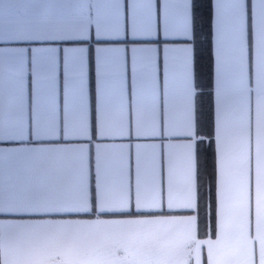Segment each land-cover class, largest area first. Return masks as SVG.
Instances as JSON below:
<instances>
[{"label": "snow or ice", "instance_id": "obj_1", "mask_svg": "<svg viewBox=\"0 0 264 264\" xmlns=\"http://www.w3.org/2000/svg\"><path fill=\"white\" fill-rule=\"evenodd\" d=\"M122 7L0 2V40L42 45L0 59V264H264V0L211 3L210 162L193 0Z\"/></svg>", "mask_w": 264, "mask_h": 264}, {"label": "crops", "instance_id": "obj_2", "mask_svg": "<svg viewBox=\"0 0 264 264\" xmlns=\"http://www.w3.org/2000/svg\"><path fill=\"white\" fill-rule=\"evenodd\" d=\"M0 2H4V0H0ZM7 2L13 3L17 7L23 6L24 10L31 11L33 10L34 5L45 3V2H51V0H7ZM55 2L69 8L71 11L79 10V0H55ZM93 2H95V0H93ZM110 2L111 0H103V3L105 5L109 4ZM212 2H214V0H212ZM245 2H246V5L250 8L251 0H245ZM156 3H157V7L159 8L160 0H156ZM127 4H128V0H124L125 8L122 7L121 9L122 15H126L127 13ZM104 11L110 12L111 9L108 7H105ZM12 15H14V13L9 14L6 12H0V26H6L9 23ZM163 41H164V38L162 36H159V37L149 38L143 41V43L147 44L148 46L163 48L166 46ZM40 43L41 42L8 41L7 39L0 40V59H2L9 52L13 51L16 48L24 47V48H29L30 50V48L32 47L42 46ZM108 43L114 47L127 48V49H130L134 46L133 41L128 37H125L119 40L109 41ZM45 46H53V47L62 49L63 47L67 46V42H63V41L48 42V44ZM85 46L88 47L89 49H95L97 47V41L95 39L94 31L91 33L88 41L85 42ZM213 53H214V36H213V19H212V83H211L212 114H213V107H214V58H213ZM89 77H90V96L93 98V101H94V87H95L94 79L95 77H94V68L92 67L91 63H90ZM129 78H130V66H129ZM199 91L200 89L197 84V87H196L197 95L195 97V103L197 106V114H198L197 99H198ZM19 147H20L19 142L0 141V148L15 149ZM4 218H12V214L0 213V219H4ZM202 264H206V251L202 252Z\"/></svg>", "mask_w": 264, "mask_h": 264}, {"label": "trees", "instance_id": "obj_3", "mask_svg": "<svg viewBox=\"0 0 264 264\" xmlns=\"http://www.w3.org/2000/svg\"><path fill=\"white\" fill-rule=\"evenodd\" d=\"M212 0H193L195 5L196 17V51L197 65L201 75L197 80L199 86L198 93V117L202 124L206 125L203 130L205 143L201 149L202 160L205 149L210 162L211 137L208 133L211 130L212 101H211V83H212ZM208 177L205 175V182Z\"/></svg>", "mask_w": 264, "mask_h": 264}]
</instances>
